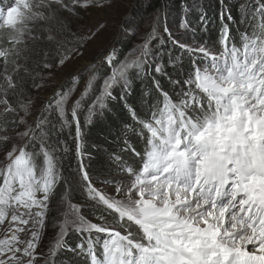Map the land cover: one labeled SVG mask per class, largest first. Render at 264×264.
Returning a JSON list of instances; mask_svg holds the SVG:
<instances>
[{
	"label": "snow or ice",
	"instance_id": "snow-or-ice-1",
	"mask_svg": "<svg viewBox=\"0 0 264 264\" xmlns=\"http://www.w3.org/2000/svg\"><path fill=\"white\" fill-rule=\"evenodd\" d=\"M113 2L0 3V264H64L57 259L63 252L83 264H264V0H245L238 17L222 5L216 39L203 43L186 19L180 28L191 43L170 31L166 12L157 13L116 67L115 47L102 56L112 70L85 123L103 115L120 87L131 117L123 131L143 141L139 152L124 141L138 163L108 157L114 172L98 183L109 193L85 166L78 115L97 64L85 69L91 74L75 100L79 73L72 87L56 90L39 108L33 93L82 57L106 27L82 31L76 24L81 13ZM200 12L205 28L207 14ZM139 28L134 20L122 24L130 39ZM162 35L169 49L157 53L156 62L150 45L160 38L163 46ZM152 72L164 77L171 94L152 77L141 96L147 107L141 118L124 95L132 73L144 78ZM75 194L80 203L73 202ZM49 226L54 235L45 245ZM73 233L80 237L75 247L66 242Z\"/></svg>",
	"mask_w": 264,
	"mask_h": 264
},
{
	"label": "trees",
	"instance_id": "trees-1",
	"mask_svg": "<svg viewBox=\"0 0 264 264\" xmlns=\"http://www.w3.org/2000/svg\"><path fill=\"white\" fill-rule=\"evenodd\" d=\"M7 2L8 0H2ZM245 0H148L147 9H143L141 22H144V25L147 28L151 29V24L157 15V13L166 12V25L170 28L172 32V25L177 26V33L173 34L182 36V33L185 31L180 28L182 21H185L189 24V27L195 29L197 40L203 43L204 40H215L219 25L221 23V6L225 12L230 11L233 17H238V7ZM207 14L205 18L206 27H201L200 21V10ZM162 20H165L162 17ZM224 22H227V16L224 18ZM170 23V24H169ZM163 28V25L161 26ZM232 27V25H230ZM144 30V26L142 25ZM163 34V29L160 30ZM233 34H235V28L233 27ZM181 38V37H180ZM164 41L163 46L161 44V39H155L151 44V53L155 58L156 62H160L161 57L157 53L167 52L169 49V44L167 43V35H162ZM182 42L191 43L192 41L187 37H182ZM126 47H130L127 46ZM124 49V48H122ZM173 55L178 53V49H173ZM163 63L167 65L168 57L164 55L162 57ZM111 71L108 68H102L99 71L98 79H100V84L104 82L105 73ZM171 73V69H168ZM71 73V72H70ZM70 75V74H69ZM69 75L67 76L69 78ZM133 81L132 87L127 94L124 95V100L127 101L129 105L136 109L137 114L144 118L145 113L147 112V107L145 103L141 101L142 93L152 87V77H155L156 80H159L164 90L170 91V87L164 77L157 75L155 72H152L149 77H136L135 73H132ZM122 89L116 87L113 89V96L116 98L109 99L106 101L107 110L103 115H97L93 118L91 124L85 123V116L87 115L88 106L92 103L87 97L84 99L82 104V109L78 113L81 121V127L84 133V151H85V166L87 167L90 176L93 178V182L99 185L98 181L108 178L110 172H114V169L110 168V161L108 157L112 154L120 155L125 161L129 163H138L135 160L133 154L130 151H125L126 145L124 143L125 139L128 140V143L136 149V151H141L143 148V141L131 134L128 133L125 135L123 129L125 124L131 123V117L129 116L127 110L124 107L123 101L120 99L119 94ZM45 92V88L41 90L38 94L33 93V95H38V100L36 108H39L41 103L45 101L41 98V94ZM155 97V93H153ZM71 107V105H69ZM33 115L35 113L33 112ZM74 131V130H73ZM98 187V186H97ZM73 202L80 203L82 197L79 194L73 196ZM86 216L89 219H92L91 216L85 211ZM95 222V221H94ZM80 240V237L76 234H70L66 238V242L69 243L72 247H75L77 242ZM99 254V250H98ZM69 257H73L72 253H69ZM73 261V264H83L82 261L76 259H70Z\"/></svg>",
	"mask_w": 264,
	"mask_h": 264
},
{
	"label": "rangeland",
	"instance_id": "rangeland-1",
	"mask_svg": "<svg viewBox=\"0 0 264 264\" xmlns=\"http://www.w3.org/2000/svg\"><path fill=\"white\" fill-rule=\"evenodd\" d=\"M147 2L148 0H114L111 7L91 8L87 12H82L81 16L76 20V24L82 31H86L88 28L94 27L99 23L106 24V27L102 29L92 40L88 41L86 47L83 49L84 55L82 57H74L72 62L67 64L62 69L55 71L53 78L47 82V87L45 88V92L41 94V98L46 100L53 94V92L60 89L61 87L64 89L72 87L71 77L74 74L79 73L80 81L72 97V99L75 100L84 91L89 75L91 74L85 69L90 63L95 62L97 64V77L92 84L89 94L87 95V99L92 102L95 97L99 95L103 87V84H100L101 80L98 79L99 71L102 68H108L112 70V68L116 67V65L130 52L134 45L141 42V37L143 34L147 31H150V28H147L144 25V22H141L142 19L140 17L144 12L143 9H147ZM10 3L11 0L8 1L7 5ZM125 19L134 20L140 26L139 33L135 39H130L123 34L122 24L125 22ZM142 25L144 26V30ZM172 26V33H177V26ZM162 29L163 28L160 27V30ZM178 37L180 38L182 36ZM126 45L130 47H126ZM113 47H115L117 50V54L112 68H110L109 66L103 64L102 56ZM110 72L111 71L108 73L106 69L105 77H107ZM68 75L69 78L67 77ZM34 113L35 115H33L32 118L37 115L35 111ZM97 186L103 187L105 191L111 193L110 187H105L101 184ZM83 214L86 215L85 212ZM53 235L54 230L49 226L44 240L45 245L49 243V238H51ZM67 244L69 245V243ZM69 253L70 252L60 253L58 254L57 259L63 261L64 264H68L70 259H75L74 257H69Z\"/></svg>",
	"mask_w": 264,
	"mask_h": 264
},
{
	"label": "bare ground",
	"instance_id": "bare-ground-1",
	"mask_svg": "<svg viewBox=\"0 0 264 264\" xmlns=\"http://www.w3.org/2000/svg\"><path fill=\"white\" fill-rule=\"evenodd\" d=\"M8 1H9V0H8ZM8 1H7V2H3L2 0H0V3H2L4 6H6L7 3H8Z\"/></svg>",
	"mask_w": 264,
	"mask_h": 264
}]
</instances>
